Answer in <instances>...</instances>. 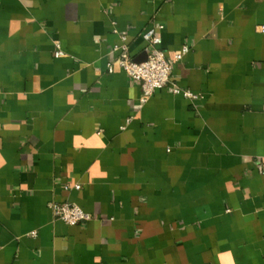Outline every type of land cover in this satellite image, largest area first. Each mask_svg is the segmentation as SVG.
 Here are the masks:
<instances>
[{"label":"crops","instance_id":"obj_1","mask_svg":"<svg viewBox=\"0 0 264 264\" xmlns=\"http://www.w3.org/2000/svg\"><path fill=\"white\" fill-rule=\"evenodd\" d=\"M152 25L190 51L143 103L114 46ZM262 26L264 0H0V264H264Z\"/></svg>","mask_w":264,"mask_h":264},{"label":"built area","instance_id":"obj_2","mask_svg":"<svg viewBox=\"0 0 264 264\" xmlns=\"http://www.w3.org/2000/svg\"><path fill=\"white\" fill-rule=\"evenodd\" d=\"M162 30L163 25H152L144 32L143 37L147 42L146 52L148 53L145 61L138 62L132 57L125 36H122L120 44L114 46V51L118 54L117 64L133 81L140 84L142 88L141 100L143 103H146L156 91L171 84L175 64L181 61L190 51V46L185 45L182 51L177 53L174 58H169L162 48ZM260 30L264 32V26ZM58 53L61 52L59 51ZM108 70L112 73L114 71V64H109ZM173 92L191 100H198L200 98L198 94L182 89L177 85L173 87ZM257 165L259 171L264 173V158H260ZM75 188L81 189V186L76 185ZM52 209L57 218L69 225H79L93 218L90 213L86 212L76 203H53Z\"/></svg>","mask_w":264,"mask_h":264},{"label":"water","instance_id":"obj_3","mask_svg":"<svg viewBox=\"0 0 264 264\" xmlns=\"http://www.w3.org/2000/svg\"><path fill=\"white\" fill-rule=\"evenodd\" d=\"M147 57H148V53L147 52H145L144 53V56H142V57H140V58H138V59H136L138 62H142V61H145L146 59H147Z\"/></svg>","mask_w":264,"mask_h":264}]
</instances>
